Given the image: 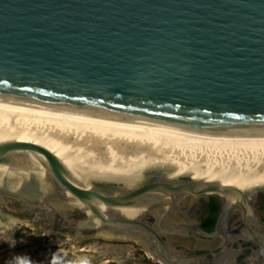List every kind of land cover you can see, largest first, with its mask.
<instances>
[{"label":"water","instance_id":"1","mask_svg":"<svg viewBox=\"0 0 264 264\" xmlns=\"http://www.w3.org/2000/svg\"><path fill=\"white\" fill-rule=\"evenodd\" d=\"M2 117L264 129V0H0ZM30 159L45 178L39 182L31 173L15 192L8 179L0 208L8 205L19 217L33 214L41 221L74 211L103 233L131 235L136 226L156 236L115 212L148 201L264 190L175 182L163 172L131 187L93 182L86 189L46 148L26 140L0 142V167L29 169ZM69 201L76 203L72 209L60 207ZM149 253L163 264L179 263L165 250Z\"/></svg>","mask_w":264,"mask_h":264},{"label":"bare ground","instance_id":"2","mask_svg":"<svg viewBox=\"0 0 264 264\" xmlns=\"http://www.w3.org/2000/svg\"><path fill=\"white\" fill-rule=\"evenodd\" d=\"M11 139L30 141L51 151L73 181L86 189L93 182L131 187L156 172L175 182H210L240 190L264 188V129L218 132L148 119L2 117L0 142ZM19 151L29 159L24 148ZM30 162L25 163L32 166L29 169L0 167V189L9 179L8 188L19 191L31 173L42 182L46 171L36 161ZM32 190L30 194L35 188ZM230 194L223 195L229 198ZM59 204L62 209H72L76 203ZM122 211L128 217L137 213ZM85 219L84 224L94 222ZM12 221L0 218V227Z\"/></svg>","mask_w":264,"mask_h":264},{"label":"flooded vegetation","instance_id":"3","mask_svg":"<svg viewBox=\"0 0 264 264\" xmlns=\"http://www.w3.org/2000/svg\"><path fill=\"white\" fill-rule=\"evenodd\" d=\"M136 211L134 217H128L122 210L115 212L136 219L156 236L136 226L131 235L97 232L94 226H79L74 211L65 216L54 214L45 221L33 214L26 217L35 224L71 236L129 241L147 252L165 250L167 258L176 259L178 264H264V190L244 196L230 194L229 198L213 192L184 195L174 203L148 201Z\"/></svg>","mask_w":264,"mask_h":264},{"label":"rangeland","instance_id":"4","mask_svg":"<svg viewBox=\"0 0 264 264\" xmlns=\"http://www.w3.org/2000/svg\"><path fill=\"white\" fill-rule=\"evenodd\" d=\"M15 212L8 205L0 208V215L13 219L5 228L0 227V264H163L129 241L71 236L35 224ZM76 221L83 223L86 219Z\"/></svg>","mask_w":264,"mask_h":264}]
</instances>
